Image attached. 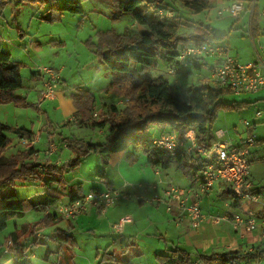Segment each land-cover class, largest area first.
<instances>
[{"label": "rangeland", "instance_id": "1", "mask_svg": "<svg viewBox=\"0 0 264 264\" xmlns=\"http://www.w3.org/2000/svg\"><path fill=\"white\" fill-rule=\"evenodd\" d=\"M65 1L72 0H0V44L10 54L11 61L21 65L20 74L22 78V88L16 94L18 99L0 104V123L7 127L4 134L10 140V147L4 153L6 157L27 149L22 139L12 129H25L31 133L41 131L44 138L37 145L40 158L43 157L44 150L48 149V145L51 144L55 146L52 159L61 160L62 165L77 158L78 148L82 142L102 143L108 134L107 126L103 129L83 126L78 123V117L75 116L67 122L54 112L52 103L40 106L37 92L42 88L39 82L31 78L33 71L38 73V69L48 68L58 73L60 78L57 91H62L69 97L91 94L94 98L93 109L90 114L86 115L84 119L86 122L98 121L103 116H108L110 105H114L119 112L125 108H137V96L145 93L148 78L162 77L171 85L175 79L167 73L169 66L173 65L172 61L158 59V65L155 69L140 74L138 85H134L135 88L129 84L123 85L129 88V91L124 95L121 94L120 87H113L111 90L114 79L102 61L101 53L106 52L107 48L101 43V40L103 37L113 34L125 35L128 38L137 37V27L132 17L129 14H117L113 0H77L80 3L82 14L59 13L58 11H61ZM158 1L160 2L153 3V6L158 5L162 11L170 13V21L177 25L180 34L190 32L200 34L205 30L203 25H209L216 34H228L226 29L228 21L216 16V11L219 8L216 3L210 4L208 10L199 14H192L184 8L182 0H163V4H161V0ZM230 44L234 45L232 47L238 49L241 54L251 52L245 48L244 44H239L234 36H232ZM256 46L259 48L257 44ZM229 49L230 52L233 51L230 46ZM140 68L139 65L131 66V69L135 71H139ZM188 72H190V77L180 83L182 86L187 84L184 86L185 88L200 87L202 82L208 80L209 77L207 71L204 70L190 69ZM209 85L211 88H215L213 83L209 82ZM19 93L22 96H19ZM255 95L234 96L226 93L221 96L218 101L223 104L242 105L247 101L248 103L235 110L220 108L213 124V133L216 130H223L227 132L225 139L235 143L243 140L246 137V131L242 121L244 119L251 121L256 110L264 108V104L255 105L253 103ZM248 97L251 99L248 100ZM94 113L96 114L95 117L93 116ZM45 114L49 117L53 127L49 126ZM55 129L58 130L56 137L46 144L47 131L53 132ZM165 130L170 129L150 125L146 130V136L153 139ZM256 132L257 135H264V130L259 128ZM61 137L70 139L72 148H66ZM128 149L130 154L133 152L135 158L133 166L118 169L117 164H110L106 172L108 179L114 180V186H116L114 189L122 190L133 197L130 200L119 201L115 207L107 209L105 213L89 207L86 213L80 216L81 218L78 217L80 221L77 219L79 222L75 225V232L72 233L76 245H73L72 248L63 245L62 248L63 255L67 258L72 257L68 259L70 264L99 263L98 259L104 253V249L111 244L113 239L118 238L119 234L112 230L110 232L109 228L106 227V218L115 216H127L131 219L130 223H133L124 226V236H128V229L132 227L134 230L137 228L138 233L141 234L146 230V233H143L144 237L146 234H157V232L162 235V239L148 238L143 241L144 243H138V247L133 244L131 250L124 253H121L115 246L118 261L126 262L131 259L132 263L130 264H159L155 256L157 254L166 255V251L163 250L167 244L169 245L168 248L173 243L175 246L179 245L184 249L189 248L186 247L185 236L190 228L186 222H182L181 226L177 225L172 220V215L166 213L163 204L148 201L155 195L161 196L162 190L169 186L188 187L190 180L185 176L183 169L177 165H172L166 170L154 169L147 163L142 150H133L130 147ZM116 154L120 155L121 153ZM78 158L81 159L79 166L63 175L68 182L81 185L82 191L87 194L93 186L100 183L97 173L101 169V162L100 158L93 153L84 157L79 154ZM112 161H114V157ZM252 164L255 169L252 175L254 183L264 187V177H262L264 176V160L254 161ZM37 184L32 181H18L13 189L18 199H24L42 190ZM125 184L127 186L124 189ZM148 186H154L155 189H145ZM223 189L225 188L223 187ZM134 195H142L146 202H137ZM208 197L201 206L203 215L207 213L213 216H220L224 213L245 214L243 209H234L233 207L237 206V203L225 193H219L218 187L214 188ZM64 202L66 201L61 200L58 204ZM52 212L53 208L30 211L25 222L31 224L25 225L26 229L18 233L21 243L27 247H30L33 238H37V234L43 236V238H39L40 240L47 242L46 245L41 244L27 251L32 264H58V246L57 249L54 248L55 241L50 240L49 236L52 237L56 229H68L67 225L70 222L56 218L53 219L54 224L48 227L38 224L39 219ZM20 219L10 220L6 229L0 231V264H12L13 253L8 252L12 244L5 239L14 230V225L24 222ZM149 220L154 222L153 228H149ZM209 223L207 225L209 226L207 244L217 245L216 239L221 237L223 233L230 234L232 237L236 234L229 224L224 223L215 226ZM92 227L94 228L93 232L89 231V228ZM219 245L214 246L213 249L223 252L222 244ZM46 246H49L55 253L49 254L44 259ZM96 249L99 250L97 255ZM258 249L259 246H256V250ZM138 250L142 251L143 254L139 255ZM189 250L187 252L193 254H198V252L202 254L203 252L193 248ZM240 264H264V254L259 259L241 262Z\"/></svg>", "mask_w": 264, "mask_h": 264}, {"label": "trees", "instance_id": "2", "mask_svg": "<svg viewBox=\"0 0 264 264\" xmlns=\"http://www.w3.org/2000/svg\"><path fill=\"white\" fill-rule=\"evenodd\" d=\"M116 13L119 15L129 14L136 27L137 37L128 38L125 35H109L103 37L101 43L107 48L101 53L102 61L113 76L114 83L111 86L120 87L121 94L129 91L123 85L129 84L135 88L138 85L140 74L153 70L158 65V59L171 60L175 77L179 79V85L170 84L162 77L155 79L148 78L145 85V93L137 96V108H125L118 111L114 105L109 106V115L103 116L98 121H84L86 115L93 109L94 98L91 94L73 95L72 101L76 109L75 117H78L79 124L92 128L103 129L108 127V134L102 143H84L78 148V155L87 156L90 153L100 158L101 169L97 178L105 182V168L108 166L111 155L124 152L129 147L142 150L146 156L147 163L154 169L166 170L172 165H177L185 172L191 185L195 183L196 177L190 173V167L182 162L179 157H172L167 152L156 149L146 136V130L150 125L167 127L183 134L189 129L196 131L198 142H209L213 139L212 131L217 111L220 108L235 110L242 108V105L223 104L218 99L229 93L225 89L211 87L185 88L180 85L190 77L189 70H182L175 64L176 49L180 45H200L221 41L224 36L215 34L210 29L197 34L190 32L180 34L177 25L170 21V18H163L156 14L158 5L153 3L158 0H113ZM211 0H182V5L192 14H199L210 7ZM161 0V4H163ZM59 13L82 14L79 1H65ZM205 27V25H203ZM105 36V35H104ZM253 38V36H252ZM132 65H139V71L131 69ZM21 65L11 61L10 54L0 44V104H6L17 100L16 92L22 88ZM32 75L37 74L31 72ZM135 85V86H134ZM125 87V88H124ZM132 89V88H131ZM134 90V89H132ZM246 104V102H245ZM7 127L0 123V231L7 227V223L14 218H22L28 211L48 210L56 206L68 195L69 200L78 199L74 194L66 195V183L62 173L76 169L80 160L77 158L60 166H53L45 162L42 165L37 163V151L29 147L13 155L6 157L5 151L10 147V140L4 134ZM21 139L31 141L34 134L25 129H12ZM66 148L71 147V140L61 137ZM128 154L127 158H130ZM58 176V178H55ZM32 181L38 183L42 191L32 196L18 199L13 187L16 182ZM79 186V185H78ZM77 186V188H78ZM70 188V187H69ZM95 191V190H92ZM228 195V193H225ZM54 215L47 213L38 224L45 227L53 224ZM25 226L14 229L5 240L12 246L8 252L13 253L12 264H32L27 255L29 249L41 245L39 238L30 242V247L24 246L18 233L23 231ZM57 230H55L56 232ZM59 231V230H58ZM70 247L73 241L63 235L58 236ZM52 254L46 249L44 259ZM264 251L243 253L242 251H228L222 254H193L184 249H174L169 254L156 255L155 259L159 264H240L250 262L253 259L261 258ZM70 256V255H69ZM72 257H68L71 259ZM129 264L119 262L115 257L104 251L99 258L102 264ZM58 264H70L69 260L64 263L58 259Z\"/></svg>", "mask_w": 264, "mask_h": 264}, {"label": "built area", "instance_id": "3", "mask_svg": "<svg viewBox=\"0 0 264 264\" xmlns=\"http://www.w3.org/2000/svg\"><path fill=\"white\" fill-rule=\"evenodd\" d=\"M247 4L245 0H234L228 5H221L216 11V16L230 17L239 22L245 12H252L257 0H247ZM156 14L163 18L171 17L169 12L162 9H158ZM247 35L252 39L251 33L248 32ZM175 64L182 70L207 71L209 77L202 82V88L210 87L211 82L215 87L225 89L234 96H251L264 89V62L257 59L241 64L231 55L229 46L225 43L180 45L176 49ZM37 72L43 82L40 101L55 99L60 78L58 73L48 68L38 69ZM167 73L175 78L173 84L178 86L180 81L175 77L174 69H168ZM262 114L264 109L255 112V119ZM242 124L246 137L238 143L225 139L227 132L223 130L215 131L213 139L209 142H198L196 131L193 129L183 134L169 130L151 139L156 149L165 151L172 157H179L186 163L196 181L188 187L169 186L162 190L161 196L155 195L148 202L163 204L166 213L172 215V220L177 225L185 221L193 231L198 230L208 220L215 226L229 224L238 235L252 233L261 227L264 236V194L255 189L251 180V164L253 161L264 160V148L259 153L252 152V148L259 144L257 135L253 132L255 123L243 120ZM23 143L28 145L26 141ZM50 149L53 150L54 147L50 146ZM216 185L223 186L224 191L239 206L244 205V215L224 213L207 218L203 215L201 202L210 196ZM126 186L127 184L123 188ZM147 188L155 189L154 186L145 187ZM132 197L114 188L90 191L76 200L57 204L50 214L55 218L74 222L86 213L89 207L105 213L119 201L130 200ZM134 198L139 203L146 202L142 195H134ZM130 222L129 217H122L112 226V231L121 234L124 226ZM37 238L43 236L37 234Z\"/></svg>", "mask_w": 264, "mask_h": 264}, {"label": "crops", "instance_id": "4", "mask_svg": "<svg viewBox=\"0 0 264 264\" xmlns=\"http://www.w3.org/2000/svg\"><path fill=\"white\" fill-rule=\"evenodd\" d=\"M233 1L234 0H211L209 3L210 4L216 3V4H218L217 6L220 7L221 5H228ZM245 3L247 4V0H245ZM246 6L248 7V4ZM261 14H264V0H257V5L252 10V12L251 13H249V11L245 12L239 22H236L234 19H232L230 17H224V19H227V21H228V24L226 27V29L228 30L227 31L228 34H225V33L219 34V35H223L224 38L221 41H218L215 43H225V44L229 45L233 50L230 52L231 55L233 57H235L241 64L251 63V62L256 61L257 59H260L262 62H264V16H262ZM203 24H204V22H203ZM204 29H205V27H204ZM208 29L212 30L210 26ZM212 31H214V30H212ZM248 32L251 33V36H253L252 39L247 35ZM214 33L216 34L215 31H214ZM245 35L247 38L245 37ZM232 36L236 37L237 42L239 44H244L245 48H247V50L249 49L251 52L249 54H248V52L241 54V53H239L238 49L233 48L234 45L230 44V40H232ZM256 44L258 45L259 48H257ZM33 72H35V71H33ZM31 78L34 81L39 82L41 85V88L43 89L42 77H40V75L38 73L34 74V75L31 74ZM41 91L42 90L37 92V96H38L37 98H39L38 102L41 103L40 106L47 104V103H52L54 106V112H56L62 119L66 120L67 122H69L71 120V118H73L76 115V109L73 105L72 97L67 96L62 91H57L55 99L50 100V101H40V92ZM16 94H17V92H16ZM16 94H15V96H16ZM18 95L22 96L21 93H19ZM255 96L256 97H254L255 99L253 101V103H255V105L256 104L257 105L264 104V89L259 91ZM250 99L251 98H249L248 100H250ZM246 103H248V101ZM244 105H245V102H244ZM262 109H264V108H261V110ZM259 110L260 109H257L256 112ZM45 115H46V119L48 120L49 126L53 127V125L49 121V117L47 116V114H45ZM247 121H250V120H247ZM251 122L255 123V127H254L253 132L256 135H257L256 131L258 130V128L261 130H264V114H262L259 118H256V119L253 116V119L251 120ZM166 131H169V130H165V132ZM57 133H58L57 129L53 130V132L47 131L46 144L48 142L52 141V139L56 137L55 135ZM33 134H34V138L31 141L26 140V139H22V141H26L28 144L27 146L25 145V148L33 147L37 151V159H36L37 163L39 165H42L47 161L48 164L53 165V166L62 165L61 160L52 159L55 146L53 145L54 149L52 150V149H50V146H52L51 144L48 145V147H49L48 149L44 150L43 157L40 158L39 151L37 150V145L43 141V138H44L43 133L41 131H37ZM257 138L259 140V144L252 148V152L259 153L261 151V149L264 148V135H261V136L257 135ZM63 145H64V143H63ZM128 150L129 149H127L124 152H120L121 153L120 155L113 154L110 156L109 162H108V167H106L104 170L105 177H106L105 182L100 181V183L98 185L93 186V188H91L90 191H92V190H105L107 188L116 187V186H114V180L110 181L108 179L106 169L110 167V164H112V165L117 164L116 167H118V169H120V167H123V168L129 167L130 168V166H133L135 158H134L133 152H132L130 158H127L128 154H129ZM113 157H114V161H112ZM258 161H261V160H258ZM254 170H255L254 165L251 164V180H252V183H253L255 189L259 193L264 194V187L257 186L252 179V175L254 174ZM63 174L64 173H62L61 176L66 183V187H67L66 188V195L71 194V193L76 195V196H81V195L86 194L82 191L81 185L74 184L72 182H68L67 180L64 179ZM262 177H264V176H262ZM55 178H58V176H56ZM77 186H78V188H77ZM189 186H191V183ZM216 187H218L219 193H226V191H224V189L221 185H216L214 188H216ZM207 198H209V197H206L202 200L201 206L204 203V201L207 200ZM68 200H69L68 195L62 199V201H66V202ZM233 208L234 209H243V211H245L244 206L243 205L239 206L238 203H237V206H234ZM153 210H156V209L153 208ZM29 213H30V211H28L24 214V216L20 219V220H24V222H21L19 225H14V229H19L22 226L31 224L30 222H25L29 216ZM204 215H206L205 217L207 218L211 214L207 213ZM115 217L106 218V224H107L106 227L109 228L110 232L112 230V226L114 224H116L119 221V219L122 218L123 216H119V217L115 216ZM80 218L78 219L79 221H80ZM40 220L41 219H39L38 222ZM78 220H76L75 222H70L67 225L68 229L67 228L65 230L56 229L57 231L54 233V235L52 237L49 236L50 240L55 241L53 244L54 248L57 249V246H58L59 253L57 252L58 253L57 259H61V261H63L64 263H66L68 261V258L65 255H63V249H62L63 245L65 247L67 246L69 248H72V247H70L63 240H60L58 236L63 235V237L65 236L67 239H71L73 241V245H76V243L73 240L72 233L75 232V225L77 224V222H79ZM208 222L209 221L206 220L202 224V226L199 228V230L192 231V230L188 229V232L185 236L186 247H189L188 249L181 248L179 245L175 246V244L173 243L170 248H168L169 245L167 244L163 251H166V254H169L168 252L171 250H174V249H184L186 251H190L189 249L193 248V249H196V251L201 250V252L203 251L202 252L203 254H207V255L211 254V253L222 254V253H225L228 251H238V250L242 251L243 253H247V252L257 251L256 246H259L258 250L264 251V236H262V228L261 227L252 233H245L243 235H238L237 233L235 234V232H234L235 235L233 237L230 234L223 233L221 237H217L216 242H217V245H219L220 243L222 244L224 251L223 252L216 251L215 249H213V247L217 246V245H211V244L206 243V239L208 237L207 236L208 235V228H209V226H207ZM127 224H133V223H127ZM148 224H149L148 225L149 228L154 227V222H151L149 220ZM134 225L136 227L135 222H134ZM178 225L181 226L182 224L180 223ZM44 229H46V228H44ZM90 230L93 232L94 228L93 227L89 228V231ZM128 230H129L128 236H124L123 234L125 232V229L123 228V231L121 234L118 235V238H116L115 240L113 239L111 244L104 249L105 252H107L108 254H111V256L115 257V259H116L115 246L118 247V250H120L121 253H124L125 251L131 250V248L133 247V244H136V246L138 247V243L143 242L148 238L157 237L159 239H162V235L160 232H157V234H146V236L144 237L143 233H146V230H144L145 232H142V234L140 232L138 233L137 228H136V230H134V227L129 228ZM33 240H34V238L31 241H33ZM45 243L47 244V242L41 240V244H45ZM139 248H140V245H139ZM46 249H49L52 254L55 253V252H53V250L49 246H46L45 251H46ZM96 250H97V252H96V255H97V253H99V250L98 249H96ZM45 251H44L43 258L45 256ZM137 252L139 255L143 254V252L140 250H138ZM98 261H99V259H98ZM131 261L132 260L129 259V261H128L129 264L132 263ZM119 262H121V261H119ZM98 264H100V263H98ZM102 264H105L104 261L102 262Z\"/></svg>", "mask_w": 264, "mask_h": 264}, {"label": "water", "instance_id": "5", "mask_svg": "<svg viewBox=\"0 0 264 264\" xmlns=\"http://www.w3.org/2000/svg\"><path fill=\"white\" fill-rule=\"evenodd\" d=\"M209 28V25H205V29H208Z\"/></svg>", "mask_w": 264, "mask_h": 264}]
</instances>
